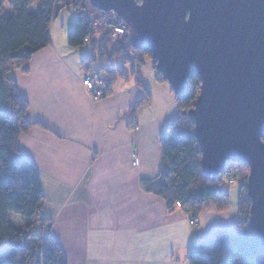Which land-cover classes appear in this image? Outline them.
<instances>
[{
    "label": "crops",
    "instance_id": "obj_1",
    "mask_svg": "<svg viewBox=\"0 0 264 264\" xmlns=\"http://www.w3.org/2000/svg\"><path fill=\"white\" fill-rule=\"evenodd\" d=\"M72 1L63 0L54 19ZM68 34L52 22L51 44L8 74L33 125L18 146L40 175V217L68 264H189L192 243L237 231L238 204L200 214L195 227L184 210L169 212L147 192L144 182L160 173L161 139L178 115L175 94L147 59L142 86L129 63L112 93L93 99L83 80L113 59H97L90 45L71 48Z\"/></svg>",
    "mask_w": 264,
    "mask_h": 264
},
{
    "label": "trees",
    "instance_id": "obj_2",
    "mask_svg": "<svg viewBox=\"0 0 264 264\" xmlns=\"http://www.w3.org/2000/svg\"><path fill=\"white\" fill-rule=\"evenodd\" d=\"M63 0H59L62 2ZM141 3V0H137ZM11 10L5 15V0H0V264H68L59 244L47 230L49 222L40 217L45 202L36 166L21 153L18 140L33 126L27 119L28 104L8 77L11 70L25 67L32 56L51 44V26L55 18L56 0H41L37 13L29 11L31 0H6ZM75 27L68 34L71 48L90 45L97 59L124 57V63L102 68L103 97L112 93L118 77H125V66L140 80L146 60L157 61L151 48L143 45L128 27L122 48L110 50L108 39L92 31V17L101 12L91 0H73ZM157 80L168 83L161 73ZM188 89L177 96L178 115L162 139V164L159 175L144 182V189L166 201L169 212L180 209L196 220L204 212H223L231 205L224 187L231 168L233 183H240L238 223L235 233L216 231L207 240L194 242L188 251L189 264H264V247L254 238L251 225V201L247 182L250 168L230 162L218 177H207L202 170V151L195 136L191 111L201 93L202 83L193 67L187 80ZM99 98V99H100ZM148 99V98H147ZM137 104L133 108V112ZM264 142V135L262 136ZM246 168V169H245ZM247 170V172H245ZM240 177L241 179L237 180ZM12 222V223H11Z\"/></svg>",
    "mask_w": 264,
    "mask_h": 264
},
{
    "label": "water",
    "instance_id": "obj_3",
    "mask_svg": "<svg viewBox=\"0 0 264 264\" xmlns=\"http://www.w3.org/2000/svg\"><path fill=\"white\" fill-rule=\"evenodd\" d=\"M115 11L157 70L183 96L194 67L201 93L191 111L202 170L218 177L230 162L250 168L251 225L264 247V0H91Z\"/></svg>",
    "mask_w": 264,
    "mask_h": 264
},
{
    "label": "rangeland",
    "instance_id": "obj_4",
    "mask_svg": "<svg viewBox=\"0 0 264 264\" xmlns=\"http://www.w3.org/2000/svg\"><path fill=\"white\" fill-rule=\"evenodd\" d=\"M31 1H32V5L30 6L29 11L32 13H37L39 11V8H40L39 7L40 2L37 0H31ZM5 4H6L5 15L8 16L12 12H11L10 8L8 7V3H6V0H5ZM60 4H62V2H60ZM61 7H62V5H60V8ZM75 21H76V12H75L73 6L68 4L66 7L61 9V14L58 16V18L53 20V25L55 24V26L57 27V26H61V24L63 23L64 27H65V31L70 32L74 29ZM132 38H134V35H132ZM124 40H125V38H123V40L116 42V43H113L110 40H108L110 50L121 49L122 48V42ZM123 60H125V59L122 56L120 58H116V59L111 60V63L115 66L121 65L123 63ZM103 63H106V61ZM88 65H89L88 63L84 64L85 69H88ZM148 67H150V66H148ZM154 70H155V68H154ZM87 71L90 72V70H87ZM157 71L155 70V72H157ZM91 74H93L92 76L95 77V80L100 79L103 81V79L107 78V75L105 74V71H103V70L101 72H99V71L91 72ZM96 100H98V99H96ZM234 171H235L234 168H231L230 172L227 173L229 178H227L226 181L224 182V187L226 188V190L228 191V193L230 195L231 203L233 205H237L239 203V198H240V185H239L240 183H232V179L235 180V178H236V177L233 178V172ZM245 172H247V170H245ZM238 179L240 180L241 178L238 177L237 180ZM193 223H194V225L192 223L191 224L193 226L197 227L198 226V218L196 220H193Z\"/></svg>",
    "mask_w": 264,
    "mask_h": 264
},
{
    "label": "built area",
    "instance_id": "obj_5",
    "mask_svg": "<svg viewBox=\"0 0 264 264\" xmlns=\"http://www.w3.org/2000/svg\"><path fill=\"white\" fill-rule=\"evenodd\" d=\"M59 0H56L55 5V15L60 8ZM92 31L102 33L113 43L119 42L126 37L128 33V24L125 20L115 11L109 12H99L93 17ZM103 81L98 79L95 80V77L89 75L85 80H83V86L85 89L92 95L93 99H99L103 96L102 91ZM138 164V159H135L134 165ZM233 183V182H232ZM178 207H181L178 203ZM191 223L194 225L193 221Z\"/></svg>",
    "mask_w": 264,
    "mask_h": 264
},
{
    "label": "snow or ice",
    "instance_id": "obj_6",
    "mask_svg": "<svg viewBox=\"0 0 264 264\" xmlns=\"http://www.w3.org/2000/svg\"><path fill=\"white\" fill-rule=\"evenodd\" d=\"M260 135H264V132L260 133Z\"/></svg>",
    "mask_w": 264,
    "mask_h": 264
},
{
    "label": "flooded vegetation",
    "instance_id": "obj_7",
    "mask_svg": "<svg viewBox=\"0 0 264 264\" xmlns=\"http://www.w3.org/2000/svg\"><path fill=\"white\" fill-rule=\"evenodd\" d=\"M129 27V26H128ZM128 34V33H127ZM127 36V35H126Z\"/></svg>",
    "mask_w": 264,
    "mask_h": 264
}]
</instances>
